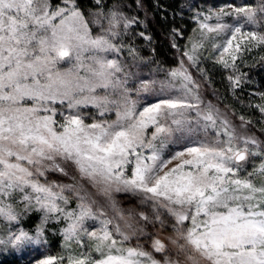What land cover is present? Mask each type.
Segmentation results:
<instances>
[{"label":"snow or ice","instance_id":"snow-or-ice-1","mask_svg":"<svg viewBox=\"0 0 264 264\" xmlns=\"http://www.w3.org/2000/svg\"><path fill=\"white\" fill-rule=\"evenodd\" d=\"M155 9L0 0V264H264V0Z\"/></svg>","mask_w":264,"mask_h":264},{"label":"trees","instance_id":"trees-1","mask_svg":"<svg viewBox=\"0 0 264 264\" xmlns=\"http://www.w3.org/2000/svg\"><path fill=\"white\" fill-rule=\"evenodd\" d=\"M157 2L163 7H167L169 9V13H171L173 9L178 10L181 4L186 3V0H145L146 6L150 10L157 12L156 20L153 24L152 30L158 39V43H160V41L162 40L163 29H162V22H160V18H159V10L155 9V5ZM200 2L205 3L207 6H219L223 4L225 0H200ZM237 2H239V0H237ZM252 2L254 3L255 0H252ZM169 20H171V15H169ZM177 23H180L179 17H177ZM158 52H159L160 59L170 60L171 53L167 49L166 42L160 47H158ZM253 75L256 78L257 84L261 85V90H264V72H254ZM215 79L217 80L216 87L220 89L221 95L222 96L226 95L222 85L219 83L220 77L218 74L215 75ZM255 87H256V84L252 85L251 88L246 90V93L244 94V97H243L245 104L247 103V91H251ZM226 102L230 104H235L237 112L238 113L243 112L246 118L250 116L253 119V121H257L260 119V114L258 112H255L253 109H249L247 107L242 108L241 105L239 103H235L230 96L227 97ZM235 121H238V120H235ZM259 127H260L259 124L255 125V131L257 135H259Z\"/></svg>","mask_w":264,"mask_h":264},{"label":"rangeland","instance_id":"rangeland-1","mask_svg":"<svg viewBox=\"0 0 264 264\" xmlns=\"http://www.w3.org/2000/svg\"><path fill=\"white\" fill-rule=\"evenodd\" d=\"M237 124L239 123V121H235ZM4 259V257H0V260H3Z\"/></svg>","mask_w":264,"mask_h":264}]
</instances>
